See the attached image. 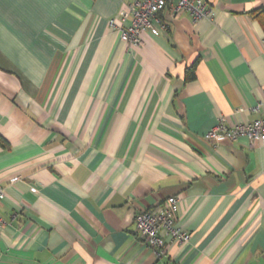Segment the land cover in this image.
Returning <instances> with one entry per match:
<instances>
[{"label":"crops","instance_id":"crops-1","mask_svg":"<svg viewBox=\"0 0 264 264\" xmlns=\"http://www.w3.org/2000/svg\"><path fill=\"white\" fill-rule=\"evenodd\" d=\"M131 1L0 0V264H264V146L203 139L264 114V0L129 50ZM171 197L191 239L157 259L134 217Z\"/></svg>","mask_w":264,"mask_h":264},{"label":"built area","instance_id":"built-area-1","mask_svg":"<svg viewBox=\"0 0 264 264\" xmlns=\"http://www.w3.org/2000/svg\"><path fill=\"white\" fill-rule=\"evenodd\" d=\"M215 0H132L117 17L109 19V28L119 35V40L129 50L138 49L144 44V36L151 34L160 36L166 34L168 24L162 14H169L173 18L186 14L193 23L202 20L213 21L212 3ZM264 108V100L258 101L250 111L259 113ZM203 139L212 145L236 142L246 139L250 145L259 143L264 146V114L248 123L228 125L220 119ZM3 188L0 187V203L5 199ZM178 199H166L161 207L155 211L140 212L134 217L136 236L159 259L166 254L167 239L172 244L182 245L190 241L188 231L183 230L174 217ZM0 224L4 221L0 217Z\"/></svg>","mask_w":264,"mask_h":264},{"label":"trees","instance_id":"trees-1","mask_svg":"<svg viewBox=\"0 0 264 264\" xmlns=\"http://www.w3.org/2000/svg\"><path fill=\"white\" fill-rule=\"evenodd\" d=\"M252 17L256 20H258L262 27H263V30H264V11L263 10H259V11H256V12H253L252 13ZM195 68V64H193L192 67H190L189 70H187V80H192L194 79V74H193V70Z\"/></svg>","mask_w":264,"mask_h":264}]
</instances>
